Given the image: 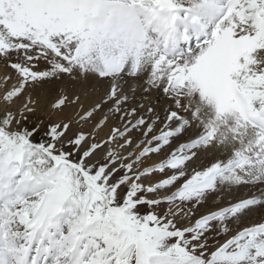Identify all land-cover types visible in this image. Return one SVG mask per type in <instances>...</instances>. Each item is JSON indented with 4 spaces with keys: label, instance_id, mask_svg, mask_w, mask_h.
Returning <instances> with one entry per match:
<instances>
[{
    "label": "snow or ice",
    "instance_id": "obj_1",
    "mask_svg": "<svg viewBox=\"0 0 264 264\" xmlns=\"http://www.w3.org/2000/svg\"><path fill=\"white\" fill-rule=\"evenodd\" d=\"M0 264H264V0H0Z\"/></svg>",
    "mask_w": 264,
    "mask_h": 264
},
{
    "label": "bare ground",
    "instance_id": "obj_2",
    "mask_svg": "<svg viewBox=\"0 0 264 264\" xmlns=\"http://www.w3.org/2000/svg\"><path fill=\"white\" fill-rule=\"evenodd\" d=\"M2 72V68H0V73Z\"/></svg>",
    "mask_w": 264,
    "mask_h": 264
},
{
    "label": "rangeland",
    "instance_id": "obj_3",
    "mask_svg": "<svg viewBox=\"0 0 264 264\" xmlns=\"http://www.w3.org/2000/svg\"><path fill=\"white\" fill-rule=\"evenodd\" d=\"M2 72H3V69H2ZM2 72H1V73H2Z\"/></svg>",
    "mask_w": 264,
    "mask_h": 264
}]
</instances>
